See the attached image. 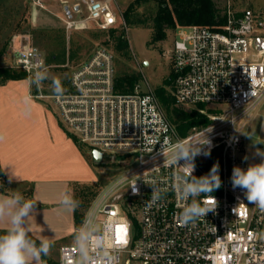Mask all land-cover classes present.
<instances>
[{
    "label": "built area",
    "instance_id": "obj_1",
    "mask_svg": "<svg viewBox=\"0 0 264 264\" xmlns=\"http://www.w3.org/2000/svg\"><path fill=\"white\" fill-rule=\"evenodd\" d=\"M75 1L84 5L86 16L65 20V31L117 22L108 3ZM170 54L174 105L203 106L212 112L206 126L184 138L153 91H139V83L131 93L115 91L111 51L95 49L71 70L64 93L46 95L40 82L48 66L41 53L22 42L15 50L14 66L32 85L29 97L50 101L78 144L90 154L100 152L102 161L113 163L117 152L134 161L132 166L130 161L123 165L121 177L92 200L76 232L88 230L94 244L107 224L115 264H264V210L249 203L244 190L233 188L231 182L234 166L247 168L235 158L247 113L264 100V15L251 10L240 15L228 12L220 26L178 28ZM204 136L209 143L196 156L192 175H207L199 160L216 159L222 185L196 198L201 207L214 210L184 223L181 213L191 198L181 195L182 178L191 170L182 167L184 158L173 165L169 155L174 148L179 150V143H204ZM154 190L160 197L155 202ZM118 236H123L122 243ZM77 259L74 240L60 247L58 264H76Z\"/></svg>",
    "mask_w": 264,
    "mask_h": 264
},
{
    "label": "rangeland",
    "instance_id": "obj_2",
    "mask_svg": "<svg viewBox=\"0 0 264 264\" xmlns=\"http://www.w3.org/2000/svg\"><path fill=\"white\" fill-rule=\"evenodd\" d=\"M132 0H115L111 3V9L117 18V22L110 26L98 27L97 25H87L84 28H74L65 31L64 21L68 16L64 7L60 15L63 23L56 27H42L33 19L34 0H0V68L9 69L15 73L23 71L15 68L13 54L25 40L29 45L36 48L48 66L47 70L41 76V92L46 95L60 94L67 90V84L71 70L82 63L95 49L104 48L111 51L115 59V75L122 73L140 74L139 91H155L156 88L165 85L166 80L172 77L171 87L173 88V72L171 50L175 39V30L165 31V39L152 42L153 36V18L157 14L159 4L155 1H149L142 4L134 10L135 17L145 21L142 25H125L121 13ZM220 16L228 12L240 15L245 10H251L254 14L264 15V0H212ZM78 11L74 10V5H68V11L71 20L79 21L86 16V10L82 3L78 2ZM170 8V4L167 3ZM124 30V38L128 44V54L123 56L116 53L112 48V38L108 35L110 30ZM50 55L57 56L59 62H46ZM47 77L46 79H42ZM27 80V79H25ZM58 82L60 91L57 93L53 82ZM6 83V82H5ZM30 90L32 85L29 82ZM49 104L51 114H54V105L49 101H39ZM48 109V108H47ZM188 109V108H184ZM244 119L238 122L240 126ZM68 136L73 141L74 138ZM242 144L235 158L247 167L252 163H259L261 157L256 155L257 151H264V100L258 106L247 113V122L240 132ZM81 146V152L86 153V159L89 163L90 172L84 176V181L75 184L70 188L67 200L74 201V204L88 206L92 200L101 192L110 182L121 177L124 173L123 165L128 164L130 159L125 157L122 152L115 153L114 162L117 164L102 161L100 164L93 163L89 149ZM83 149V151H82ZM84 154V153H83ZM248 159L245 161L244 157ZM130 166L134 161H130ZM120 163V164H118ZM198 165L205 174H209L212 164L204 159L198 161ZM220 175V173H219ZM94 195V196H93ZM73 205V203H71ZM85 208V213L87 211ZM81 208V207H80ZM83 209V208H81ZM73 233L77 231V226L73 219ZM62 243H72L67 238Z\"/></svg>",
    "mask_w": 264,
    "mask_h": 264
},
{
    "label": "crops",
    "instance_id": "obj_3",
    "mask_svg": "<svg viewBox=\"0 0 264 264\" xmlns=\"http://www.w3.org/2000/svg\"><path fill=\"white\" fill-rule=\"evenodd\" d=\"M34 1L35 23L52 28L63 23L62 7L66 12L69 4H79L75 0ZM98 1L118 8L115 0ZM29 93L27 80L0 85V171L6 182L2 185L0 180V198L18 193L35 204L28 225L30 236L52 244L41 264H58L60 247L71 244L62 242L67 238L73 242L75 235L73 205L61 206L60 201L67 200L70 188L91 172L86 153L70 139L55 109L51 114L49 104L31 99ZM8 227L0 222V232Z\"/></svg>",
    "mask_w": 264,
    "mask_h": 264
},
{
    "label": "clouds",
    "instance_id": "obj_4",
    "mask_svg": "<svg viewBox=\"0 0 264 264\" xmlns=\"http://www.w3.org/2000/svg\"><path fill=\"white\" fill-rule=\"evenodd\" d=\"M53 83L59 93V83L55 81ZM204 140V143H179L181 145L179 150L174 148L173 153L169 155L173 165L178 166V161L184 158L186 162L182 167L191 170L189 176L182 178L181 195L186 200L191 198V203L181 213L184 223L193 221L200 216H206L209 211H213L212 207H201L196 198L201 193L215 191L222 185L218 163L213 165L209 174L205 176L194 178L192 175L196 156L201 154L202 146L209 143L205 136ZM256 155L261 157L259 163L249 164L247 168L233 167L231 182L233 188L244 190L249 203L256 204L264 210V151L259 150ZM244 159L247 161L248 157L245 156ZM133 191L135 193L137 190L133 188ZM159 198V193L154 190L153 202ZM70 203L74 205L72 208L74 212L78 207L74 201H60L61 206H68ZM34 205L18 193L11 197L0 198V222L9 225L6 232L0 234V264H41L42 257L50 253L52 244L49 240L42 239L37 243L30 236L28 225L34 214ZM108 229L109 226L105 224L99 232L100 239L94 244L88 230L75 233L74 245L78 252L76 264H115L116 258L111 251L113 246L111 232ZM105 234L107 239H105ZM116 246L118 247L119 244ZM93 248L96 249L95 252Z\"/></svg>",
    "mask_w": 264,
    "mask_h": 264
},
{
    "label": "trees",
    "instance_id": "obj_5",
    "mask_svg": "<svg viewBox=\"0 0 264 264\" xmlns=\"http://www.w3.org/2000/svg\"><path fill=\"white\" fill-rule=\"evenodd\" d=\"M149 1H155L159 4L157 14L153 18V43L164 40L166 38L165 31L168 29L176 30L181 27L193 25L211 28L220 26L225 22L226 15H219L212 0H132L121 13L124 24L126 26L145 24V21L139 20L135 17L136 14L134 13V10ZM167 3L170 4V8ZM108 35L112 38L113 50L116 53L127 56L128 44L124 38V30L122 28L118 31L110 30ZM57 61L59 62V58L54 55H50L46 58V62L49 63ZM25 79H27V76L24 72L15 73L9 69L0 68V85L7 81ZM139 81L140 74L122 73L115 76L114 89L117 93L121 94L131 93ZM171 81L172 77H169V79L166 80L165 85L156 88L154 93L167 119L175 128L179 137L184 138L193 129H200L206 126L209 122L208 117L212 112L205 110L203 106L188 109L175 106L172 96L173 88L171 87ZM210 163L212 165L219 164L216 159L211 160ZM0 180H2V185H6L1 171ZM76 205H78V207H76V210L73 212V218L75 226L79 227L85 215V208L88 206L83 207L80 204ZM3 233L4 232H0V234Z\"/></svg>",
    "mask_w": 264,
    "mask_h": 264
},
{
    "label": "water",
    "instance_id": "obj_6",
    "mask_svg": "<svg viewBox=\"0 0 264 264\" xmlns=\"http://www.w3.org/2000/svg\"><path fill=\"white\" fill-rule=\"evenodd\" d=\"M75 10H77V7H75ZM66 15L68 16V18L71 17V15L69 14V11L66 9ZM91 158L93 163L95 164H100L102 162V154L98 151H92L91 152Z\"/></svg>",
    "mask_w": 264,
    "mask_h": 264
},
{
    "label": "snow or ice",
    "instance_id": "obj_7",
    "mask_svg": "<svg viewBox=\"0 0 264 264\" xmlns=\"http://www.w3.org/2000/svg\"><path fill=\"white\" fill-rule=\"evenodd\" d=\"M117 242H118V243L123 242V236H118Z\"/></svg>",
    "mask_w": 264,
    "mask_h": 264
}]
</instances>
